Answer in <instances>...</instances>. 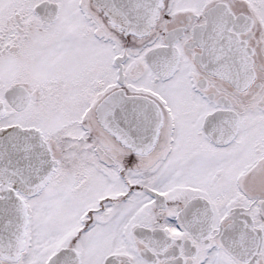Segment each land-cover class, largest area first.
<instances>
[{
    "label": "snow or ice",
    "instance_id": "1",
    "mask_svg": "<svg viewBox=\"0 0 264 264\" xmlns=\"http://www.w3.org/2000/svg\"><path fill=\"white\" fill-rule=\"evenodd\" d=\"M0 264H264V0H0Z\"/></svg>",
    "mask_w": 264,
    "mask_h": 264
}]
</instances>
